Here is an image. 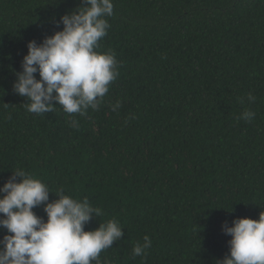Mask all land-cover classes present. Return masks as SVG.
<instances>
[{"label": "trees", "instance_id": "1", "mask_svg": "<svg viewBox=\"0 0 264 264\" xmlns=\"http://www.w3.org/2000/svg\"><path fill=\"white\" fill-rule=\"evenodd\" d=\"M113 3L99 51L115 53L119 76L99 108L35 114L13 89L27 45L62 30L81 0H0V187L23 169L49 202L87 197L103 215L86 231L123 228L100 254L112 264H218L225 222L264 211V0ZM145 236L147 255L133 256Z\"/></svg>", "mask_w": 264, "mask_h": 264}, {"label": "clouds", "instance_id": "2", "mask_svg": "<svg viewBox=\"0 0 264 264\" xmlns=\"http://www.w3.org/2000/svg\"><path fill=\"white\" fill-rule=\"evenodd\" d=\"M81 4L57 21L62 30L42 43L32 40L27 45L23 70L16 73L13 89L30 102L26 103L30 113L52 111L57 102L68 114L86 115L87 109L99 108L119 76L115 53L99 51L110 28L107 17L113 15V0H81ZM255 99L248 94L249 101ZM119 107L117 101L113 111ZM240 118L251 121L255 113L246 110ZM72 126H78V121L73 120ZM50 192L46 183L23 169L13 172L0 187L4 194L0 196V229L7 230L0 240V264H112L101 260L100 254L123 237L119 220L110 219L86 231L85 225L103 215V210L93 207L87 197L81 200L63 191L49 202ZM39 206L44 207L46 221L34 211ZM222 227L232 239L229 254L218 264H264V211L258 219L237 218L232 226L225 222ZM143 240L133 247V256L147 255L152 242L148 236Z\"/></svg>", "mask_w": 264, "mask_h": 264}]
</instances>
